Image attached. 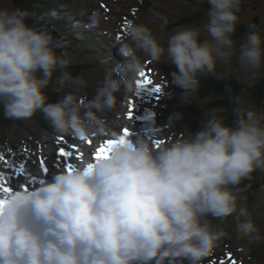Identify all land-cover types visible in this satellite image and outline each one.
I'll return each instance as SVG.
<instances>
[{"label":"clouds","instance_id":"obj_1","mask_svg":"<svg viewBox=\"0 0 264 264\" xmlns=\"http://www.w3.org/2000/svg\"><path fill=\"white\" fill-rule=\"evenodd\" d=\"M202 31L184 27L161 44L152 29L130 21L116 54L120 63L105 76L91 100L73 93L49 102L46 89L68 60L67 40L28 8L0 6V107L5 119L27 120L43 113L53 131L89 139L121 135L106 127L123 88L137 87L148 62L162 57L178 69L171 83L194 91L199 76L235 59L252 74L264 69V36L249 31L234 38L242 0H207ZM93 14L92 23L98 22ZM141 53L143 55H141ZM76 83H81L76 78ZM233 123L212 109L202 130L157 147L162 127H173L180 112L128 137L110 156L88 161L50 180L15 190L0 215V264H203L226 233L213 224L236 216L238 238L248 244L264 237L241 201L238 186L264 172V109L229 96ZM89 164H94L92 170ZM0 196V197H2Z\"/></svg>","mask_w":264,"mask_h":264},{"label":"rangeland","instance_id":"obj_2","mask_svg":"<svg viewBox=\"0 0 264 264\" xmlns=\"http://www.w3.org/2000/svg\"><path fill=\"white\" fill-rule=\"evenodd\" d=\"M149 1L150 2L148 3L143 0H82V3L84 4L78 2V5L85 7L87 12L89 11V18H91V25L93 27H101V29L105 28L108 30V32L112 35L110 45L115 48L119 46V42L121 40L126 38L127 31H125L124 24L126 20H129L128 17L130 16H138L137 23L149 26L152 29L153 34L157 36L161 44L165 47L167 45L168 38L184 27L199 28L202 31L201 39L209 38L206 33H203V25L206 23V11L209 7L208 3H206L207 0H204V2L203 0ZM6 4H11V0H0V6H4ZM254 6H256V8ZM142 7H149V10L143 11L141 9ZM199 12L203 13V19L196 22V24H183L178 27H172L174 22L185 18L187 13L195 14ZM94 13H99L98 22L95 24L92 23ZM239 15V26L250 25L254 21L253 19L258 16L259 22L253 26V30L260 32V34L264 36V0H242ZM246 33H239L236 31L234 33V38L239 42ZM117 37L120 38L118 39ZM141 55L143 54L141 53ZM92 57L93 58L91 60L94 62L92 67L90 65V67L81 68L83 73L69 79L68 83L61 87V96L73 93L81 101H86L88 99L91 100L94 98L96 90L102 86L105 76L112 72V69L104 65V60L99 61L95 55H92ZM118 59L120 58L118 57ZM77 61L82 62L84 60L83 58L78 57ZM235 63L237 62L233 59L232 62L226 65L232 66V64ZM177 70L178 69L175 65L167 63L166 57H162L160 63L155 65L148 62L145 72L153 80L154 84L162 85V93H154L150 89H147L144 90V92L142 91L138 96H134L132 91H135L136 87L133 89L123 88L121 92L117 93V109L102 114L106 121V127L114 129L120 135L123 134V128L125 127L131 130V132L135 131V133L141 134L144 131L147 118L153 114L152 108H156L158 103L162 104L165 102L164 94H169V92L172 91L175 93H182L183 89L177 86L174 88L175 85L171 83L172 73ZM76 78H79L81 83H76ZM133 97L140 99L145 98V100L144 104L135 103V117L133 119H128L127 114H122V116L120 114L124 106L128 110V102L126 103L122 99L125 98L133 100ZM146 106H148V108ZM40 113L41 112H37L32 118L27 120L7 122L2 128L3 132L10 138L8 140H10L11 143L15 145L16 149L20 151L12 162L17 166L20 162H24L26 165V154L39 152L46 159L49 168L54 165L64 167L65 160L62 161L61 159H54L58 156L59 148L63 146L67 150L71 151L70 148L73 149V147L80 145L77 144V141L80 139L75 135H73L74 140L70 139L69 135H59L53 131L50 125L47 128H44L43 124L45 119H37V117L40 116ZM155 117L159 125L163 126L166 123V121H163L159 116L155 115ZM204 118L205 114L201 115V117L193 124L188 125L186 128L181 130H177L175 126L171 128L167 126L162 127L160 134L154 138V141L156 139H162L165 141L162 144H167L169 140L189 138L191 136V132L195 134L202 129V121ZM48 131L51 132L49 133L50 135L47 134ZM60 137L64 138L62 142H58ZM54 138H57L58 140L54 141L55 143L53 144L52 140ZM107 138L108 137L103 134L89 137L92 143L94 140L98 141L99 144L96 148L106 141ZM80 146L84 148V153H80L79 155L78 153L72 151L74 154L73 157L65 158L68 162H74L76 166L77 164L83 165L85 162L91 161V159L94 158L96 150V148H91V146L87 143V140H83ZM0 156H3L1 151ZM77 156H79L80 159L77 162L72 161V159H76ZM0 170L9 173V183L6 186H11L14 190H20V185L22 183H27L30 186L28 180H26L22 174H15V168L12 170L7 169L3 160H0ZM41 173L42 171L39 170L32 175H40ZM38 178L45 179V175H40ZM15 180L18 181L15 182ZM254 193L256 197V200L254 201V210L256 216H258V221H256L255 224L260 235L264 237V189L260 192L255 191ZM1 194L2 191H0V196H2ZM243 197L246 199L242 200L241 204L243 206H247L250 198L248 195H243ZM212 222L219 228H222L226 235L219 242L213 253L204 259L203 264H213V261L215 264H219L221 261L220 257H222L223 254H231L235 260L237 258L236 261L238 264H264V239L260 242L251 244L240 240L237 234L235 215L221 220H213ZM255 252L256 255H254ZM208 261L211 262L208 263ZM223 261L225 264H230V259L227 262L225 260Z\"/></svg>","mask_w":264,"mask_h":264},{"label":"trees","instance_id":"obj_3","mask_svg":"<svg viewBox=\"0 0 264 264\" xmlns=\"http://www.w3.org/2000/svg\"><path fill=\"white\" fill-rule=\"evenodd\" d=\"M71 2L72 0H11V6H17L21 8H28L34 11L38 16L43 18V21L50 24L56 35L59 36V31L57 30V26H54L53 22L56 17H59L60 15H63V12L60 9V5H63L66 10H70L71 13H74V10L71 8ZM61 21H64V17ZM198 16H190L187 19L183 20H191L196 21L198 20ZM85 20V19H82ZM178 23L175 22L172 24V27H176ZM249 27L248 25H242L237 26V32L246 33L248 31ZM81 38H84L83 41L74 39L73 41L69 42L67 41V45L65 47V50L68 51L67 58L69 56V61L71 65L68 66L69 70L65 67L64 71H69L73 76H77L83 71L81 68L84 67H90L88 64H79L77 61V57L80 55L83 56L87 61L91 60L93 57L92 55H95L97 58L100 57V54L102 52L101 46L98 45L99 42L93 40V37L89 35V37H86L85 35H82ZM94 46V51H90L87 46ZM107 46V45H103ZM108 47V46H107ZM63 50V49H62ZM98 52V53H97ZM109 54V53H108ZM107 55V53L105 54ZM103 55V56H105ZM74 57V58H73ZM68 60V59H67ZM217 72H223L225 74L224 79H216L213 74H207V75H201L199 76V94L197 98L192 99V103L189 107L181 108L174 110L173 113L180 112L182 115V119L176 121L179 125V128L185 127L186 125H190L196 120H198L203 113H208L212 109H224L223 112H217L218 118H223L224 122L227 124L233 123V116L231 113V109L234 106L230 100L229 96H242L245 100L246 106H253L251 101V92L252 97H254V101H262L264 96V83L262 82L261 86L258 88H252L251 83H242L241 80L238 77H235L230 71L226 70L224 66H221L218 64ZM51 84L54 85V82ZM46 92L49 97V102H55L57 101V93L50 89V86L48 89H46ZM210 96H213L210 100H207ZM206 99L205 103H203L202 99ZM172 108V107H171ZM169 108L168 110H171ZM172 110V111H173ZM172 113V114H173ZM41 116L43 113H40ZM169 113L168 115H172ZM38 119V117H37ZM11 121L9 119H5L3 115V109L0 107V128L4 123ZM5 136L0 135V144H4L8 150H10V143L8 142L7 138H4ZM240 190V195H248L250 196L249 204H247L248 209L251 213V217L254 220V222L258 221V216L255 214L254 210V201L256 200L254 191L260 192L262 189H264V172L257 171L252 174L251 179L245 180L242 182L240 186H238ZM225 224V223H224ZM256 255V253H254Z\"/></svg>","mask_w":264,"mask_h":264},{"label":"snow or ice","instance_id":"obj_4","mask_svg":"<svg viewBox=\"0 0 264 264\" xmlns=\"http://www.w3.org/2000/svg\"><path fill=\"white\" fill-rule=\"evenodd\" d=\"M130 20H126L124 27L125 31H127V26L129 25ZM118 39L120 37H117ZM137 89L138 91L136 92V96H138L142 91L150 89L153 92L156 93H162V85L160 84H154L153 80L147 75V73L144 71L140 75V79L137 81ZM134 108H135V100H129L128 101V110H127V118L128 119H133L135 117L134 113ZM131 135L130 130L125 127L123 128V134L117 138V139H108L104 141L96 150L94 153V160L99 161L101 159L108 158L110 154L112 153L113 149L121 144L127 143L128 137ZM80 140H87V143L89 145L92 144V141L90 139H85L83 137H79ZM64 140L63 137L59 138L58 142H62ZM162 139H156L154 141V144L159 147L162 143H164ZM73 152L67 150L65 147L61 146L58 150V158H72L73 157ZM77 160L80 159L79 156L76 157ZM0 160L4 161V164L7 169L12 170L15 168V174H22L24 178L28 181H30L32 184H41L45 182L44 178H38L37 175H32L29 174L26 171V165L24 162H20L18 166L14 164L12 161L8 160L4 156H0ZM59 166V165H58ZM76 164L74 162H68L67 159H65L64 162V168L65 170L71 172ZM95 167L94 164H89L88 169L92 170ZM39 169L42 171V174L47 175L50 172V168L47 165L46 159L44 157H41L39 159ZM9 183V173H6L5 171L0 170V191L3 192V194H11L15 190L11 186H6ZM20 189H23L24 191H27L29 189V185L27 183H22L20 185ZM8 198L7 196H2L0 197V215H2L3 210L5 206L8 203ZM229 259H230V264H238V262L235 259H231V254H229ZM213 264L215 262L213 261ZM219 264H225L223 260L219 262Z\"/></svg>","mask_w":264,"mask_h":264},{"label":"bare ground","instance_id":"obj_5","mask_svg":"<svg viewBox=\"0 0 264 264\" xmlns=\"http://www.w3.org/2000/svg\"><path fill=\"white\" fill-rule=\"evenodd\" d=\"M139 9V8H138ZM83 22L84 23H86V20H83ZM98 53V52H97ZM105 55V54H104ZM106 56V55H105ZM136 89V92L138 91V89H137V87L135 88ZM144 92V91H143ZM133 93H135V92H133ZM155 93V92H154ZM124 95V94H123ZM127 95V94H126ZM123 100H124V102H126L127 103V100L125 99V98H123ZM144 100H145V98H142L141 99V101L142 102H144ZM141 102V103H142ZM121 104V103H120ZM123 104V103H122ZM122 106V105H121ZM123 110V114H127V110H126V107L124 106V108L122 109ZM121 116H122V114H121ZM133 134L131 133V135L130 136H132ZM69 138L70 139H73L74 140V137H73V135H69ZM58 139L57 138H54L53 139V141H52V143L54 144L55 142L54 141H57ZM83 140H78L77 141V144H80L81 142H82ZM93 145H94V143H92V147H93ZM94 148V147H93ZM54 159H61L62 161L63 160H65V158H58V156L57 157H55ZM72 161H77V159H72ZM63 170H65V168L64 167H62V166H56V165H54V166H52L51 167V169H50V172H49V174H47L45 177H46V180H50L51 178H52V175L54 174V173H57V172H60V171H63ZM43 175V174H42ZM38 184V183H37ZM1 195H3V192H2V194ZM231 258L232 259H234V257H232L231 256Z\"/></svg>","mask_w":264,"mask_h":264},{"label":"flooded vegetation","instance_id":"obj_6","mask_svg":"<svg viewBox=\"0 0 264 264\" xmlns=\"http://www.w3.org/2000/svg\"><path fill=\"white\" fill-rule=\"evenodd\" d=\"M253 7V5H252ZM256 8V6H254ZM252 93V92H251ZM251 101H252V105L258 109H264V96H263V100L260 102V101H254V97L251 96Z\"/></svg>","mask_w":264,"mask_h":264},{"label":"water","instance_id":"obj_7","mask_svg":"<svg viewBox=\"0 0 264 264\" xmlns=\"http://www.w3.org/2000/svg\"><path fill=\"white\" fill-rule=\"evenodd\" d=\"M15 1H17V0H15ZM255 24H257V21H255V23L252 24V25L250 26V29H252V27H253Z\"/></svg>","mask_w":264,"mask_h":264}]
</instances>
